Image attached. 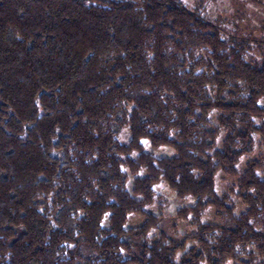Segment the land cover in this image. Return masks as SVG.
I'll return each instance as SVG.
<instances>
[{"label": "trees", "instance_id": "obj_1", "mask_svg": "<svg viewBox=\"0 0 264 264\" xmlns=\"http://www.w3.org/2000/svg\"><path fill=\"white\" fill-rule=\"evenodd\" d=\"M225 22L183 0H0V264H264V152L238 171L264 145V42ZM220 171L240 177L222 196ZM162 180L194 233L147 211Z\"/></svg>", "mask_w": 264, "mask_h": 264}, {"label": "rangeland", "instance_id": "obj_2", "mask_svg": "<svg viewBox=\"0 0 264 264\" xmlns=\"http://www.w3.org/2000/svg\"><path fill=\"white\" fill-rule=\"evenodd\" d=\"M185 4L194 8L195 6L202 3L204 6V16L210 20H215L216 18H221L226 20L223 27L226 30H232L236 25L241 28L242 31L248 32L254 41L264 42V0H183ZM254 52H252L251 59H257L260 56V50L257 48L256 44H253ZM261 104L264 106V99L261 100ZM217 111H213L211 114V119L214 123H217ZM131 132L129 127H126L123 132L119 135V140L123 144H127L130 141ZM226 137V131L222 129V132L217 141V148L222 149L223 141ZM262 137L257 136L256 151L253 154L245 155L242 157L240 163L238 164V171L243 173L246 170V165L251 159L257 158L261 153L264 152V145L261 141ZM143 144L145 145V150L147 152H152L158 157L162 156H174L176 151L172 147L161 146L154 148L151 146L149 140L143 139ZM138 154L135 153L136 157ZM139 175H146L145 171L142 170ZM135 176L131 175L128 187L132 188L133 179ZM240 177L230 176L224 172H218L216 175V191L219 196H222L228 192L229 187L233 185H238ZM158 193L162 195L160 201L155 204L148 206L147 211L156 214L163 215L164 222L163 225L174 237H179L180 234H191L196 231V229L191 226V224L186 220L177 221V230L174 231L172 226L175 222L174 216L176 212L181 207H186L194 203L193 199L185 198L181 199L176 195V192L169 188L167 183L162 180L156 186ZM236 201V214H240L246 210V206L242 201L235 197ZM161 205H160V204ZM145 217L138 214H131L128 218V227H137L143 224ZM203 221L208 223H219L221 218L217 215V211L214 207H210L206 210V216ZM104 226H109L108 216L105 217ZM157 230H151L150 235L153 236L157 234ZM196 244L195 241L188 242L187 248H190ZM183 253H179V257ZM227 264H234L233 262H228Z\"/></svg>", "mask_w": 264, "mask_h": 264}]
</instances>
